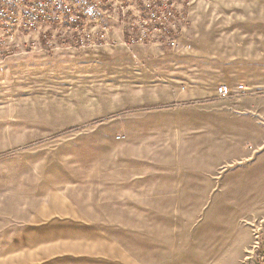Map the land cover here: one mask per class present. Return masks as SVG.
Instances as JSON below:
<instances>
[{
	"label": "rangeland",
	"instance_id": "1",
	"mask_svg": "<svg viewBox=\"0 0 264 264\" xmlns=\"http://www.w3.org/2000/svg\"><path fill=\"white\" fill-rule=\"evenodd\" d=\"M162 1L170 4L159 9L172 12L162 18L171 21V36L155 32L129 44L131 26L149 12L146 2L132 0L126 21L110 15L101 47L27 52L24 35L12 41L11 55L0 49V264H197L229 246L155 243L164 235L165 209L183 208L188 223L196 216L195 227L207 226L212 202L223 201L170 198L166 168L184 152L190 165L195 144L210 151L217 143L171 130L173 115L162 109L196 95L183 85L154 86L149 66L157 56L143 53L165 47L195 56L220 45L241 59L264 60V0ZM254 220L242 264L262 262L264 222Z\"/></svg>",
	"mask_w": 264,
	"mask_h": 264
},
{
	"label": "crops",
	"instance_id": "2",
	"mask_svg": "<svg viewBox=\"0 0 264 264\" xmlns=\"http://www.w3.org/2000/svg\"><path fill=\"white\" fill-rule=\"evenodd\" d=\"M227 52L219 45L213 54L198 52L195 56L165 47H158L154 54L143 53L157 56L158 64L149 66L156 77L148 78L154 86L157 81L183 85L189 94L196 95L185 104L162 109L173 115L175 127L171 130L184 135H211L213 147L217 143L210 151L207 146L202 149L204 146L195 144L189 149L188 158L195 159L190 165L184 152L180 162L165 172V181L171 182V192H175L171 199L223 201L219 207L212 202L216 207L214 220L207 226L195 227L196 216L188 223L183 208L165 209L164 223L160 225L164 235L155 243H229L217 249L218 255L207 254L208 261H198L199 264H242L250 258L246 253L253 243L254 218L264 222V60L241 59L240 53ZM192 59L196 64L187 63ZM223 83L241 97L222 100L217 87ZM239 84L244 85L250 97L237 92ZM255 89H262V95L257 96ZM169 169H177L176 174H169ZM152 242L151 239L149 243ZM222 250L229 256H223ZM178 253L184 257V252Z\"/></svg>",
	"mask_w": 264,
	"mask_h": 264
},
{
	"label": "built area",
	"instance_id": "3",
	"mask_svg": "<svg viewBox=\"0 0 264 264\" xmlns=\"http://www.w3.org/2000/svg\"><path fill=\"white\" fill-rule=\"evenodd\" d=\"M137 1L146 2L149 12L145 17H137L138 22L131 26L134 35L128 43L136 44L138 39L150 38L155 32L163 38L171 36V21L162 18L172 16V12L167 7L163 11L159 9L170 4L162 0ZM131 5L132 0H0V49H6L4 55H11L15 45L12 41L24 35H29L25 44L27 52L54 53L61 46L67 49L72 45L101 47L108 41L106 37L113 25L110 15L126 21L125 8ZM244 89L243 84L237 86V92L244 93ZM217 93L222 98L238 95L228 84L217 87Z\"/></svg>",
	"mask_w": 264,
	"mask_h": 264
},
{
	"label": "trees",
	"instance_id": "4",
	"mask_svg": "<svg viewBox=\"0 0 264 264\" xmlns=\"http://www.w3.org/2000/svg\"><path fill=\"white\" fill-rule=\"evenodd\" d=\"M263 258H264V252H262L261 254V259L263 260Z\"/></svg>",
	"mask_w": 264,
	"mask_h": 264
}]
</instances>
